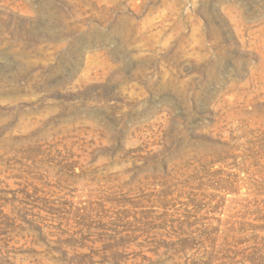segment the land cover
Masks as SVG:
<instances>
[{
    "label": "rangeland",
    "instance_id": "1",
    "mask_svg": "<svg viewBox=\"0 0 264 264\" xmlns=\"http://www.w3.org/2000/svg\"><path fill=\"white\" fill-rule=\"evenodd\" d=\"M0 264H264V0H0Z\"/></svg>",
    "mask_w": 264,
    "mask_h": 264
},
{
    "label": "trees",
    "instance_id": "2",
    "mask_svg": "<svg viewBox=\"0 0 264 264\" xmlns=\"http://www.w3.org/2000/svg\"><path fill=\"white\" fill-rule=\"evenodd\" d=\"M189 225V224H188ZM183 242H186V241H183ZM169 245H171V244H169Z\"/></svg>",
    "mask_w": 264,
    "mask_h": 264
}]
</instances>
